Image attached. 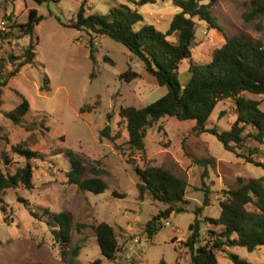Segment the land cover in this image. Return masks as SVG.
<instances>
[{
    "label": "rangeland",
    "instance_id": "rangeland-1",
    "mask_svg": "<svg viewBox=\"0 0 264 264\" xmlns=\"http://www.w3.org/2000/svg\"><path fill=\"white\" fill-rule=\"evenodd\" d=\"M83 1L62 0L47 6L34 0H0V25L11 14L14 18L12 22L7 21L8 25L27 22L31 9H36L44 18L35 30L39 43L34 65L23 68L2 89L0 160L3 153L7 154L12 159V172L24 164V159L11 152V147L18 144L42 153L44 158L32 162L35 167L33 189L26 190L22 186L10 189L0 202V264H95L98 261L101 264H159L162 259L166 264H192L191 254L183 243L189 236L194 214L192 211L173 214L169 220L162 221L157 235L149 239L147 223L166 206L153 203L148 195L140 200L135 168L164 167L186 180V199L191 203V210L203 205L201 189H209L210 206L205 208L200 219H218L223 192L234 188L238 178H263L264 169L226 151L215 136L195 132V122H179L175 118L162 119L147 128L144 153L131 151L127 145L126 125L120 118L121 109L144 108L164 96L167 88L158 85L137 56L107 37L94 38L95 62L91 60L90 39L93 36L64 26L76 20ZM139 1L90 0L86 14L106 15L113 8L128 7L143 16L137 28L153 25L165 33L178 12L172 0L137 6ZM251 2L215 0L212 11L227 36L246 35L264 45V18L245 20L252 8ZM18 35L20 31L15 29L11 42L0 43V57L5 64L0 81L15 68L10 56L15 57L16 65L24 61L31 38L16 39ZM224 43L220 32L200 22L192 46V60L197 64L209 62L213 52ZM129 69L139 74V78L131 82L122 78ZM45 76L50 80L49 92L40 91ZM178 78L185 87L190 78L189 60L180 66ZM21 96L29 101L31 111L23 119V126H15L4 113L19 106ZM247 97L260 101L264 110L263 96L247 94ZM87 105L97 108L81 114L80 110ZM235 108L232 101L220 102L208 127L229 130L237 117ZM106 126H110L115 142L100 137ZM246 145L254 146L251 142ZM65 149L82 157L83 179L99 175L107 184L105 193L83 192L68 184L71 164L65 158ZM241 151L246 152V149ZM203 159L214 160L206 177L203 176L204 168L195 164ZM257 161L264 162V156ZM46 209L52 213L71 214L70 251L79 247L78 258L71 261L70 253L64 256L45 220L31 213L40 214ZM100 223L114 227L117 234L120 252L113 263L104 259L96 242L95 227ZM208 229V225L201 224L203 237ZM229 251L253 264L264 263V246L255 251L242 247ZM217 259L218 264H233L226 253H219Z\"/></svg>",
    "mask_w": 264,
    "mask_h": 264
},
{
    "label": "trees",
    "instance_id": "trees-1",
    "mask_svg": "<svg viewBox=\"0 0 264 264\" xmlns=\"http://www.w3.org/2000/svg\"><path fill=\"white\" fill-rule=\"evenodd\" d=\"M39 5L58 4L62 0H34ZM158 0H140L137 6L154 4ZM172 0L178 12L174 15L165 33L153 25H137L143 22V16L135 9L128 7L113 8L106 15L86 14V6L90 0H84L77 13L76 20L68 26L77 31H86L91 36L90 58L94 59V38L107 37L123 45L131 54L137 56L145 65L148 74L153 76L158 85L167 88V93L152 104L137 109L122 108L121 122L128 132L127 145L131 151L144 153L147 128L165 118H175L179 122H195L194 131L200 134L208 133L221 142L226 151L242 158L246 163L254 164L264 169V162H258L264 156V110L261 102L247 97V94L264 97V45L246 35L227 36L223 27L213 14L215 0ZM251 10L245 15L246 21L264 18V0H252ZM13 15L3 21L12 22ZM44 18L36 9L28 12L27 22L20 25H8V31L0 30V43L10 41L15 29L20 35L15 37H30L31 43L24 52V61L16 65V59L11 65L15 68L8 72L0 81V107L2 106V89L15 78L23 68L33 66L36 59V47L39 43L35 38L36 27ZM200 22H205L209 28L220 32L225 43L216 49L209 62L195 63L192 60V46L196 30ZM173 40H170V38ZM34 38V41L32 39ZM185 60L190 61V78L185 87L179 82V68ZM0 57V77L4 75L5 64ZM95 74V73H94ZM127 82L139 78V74L129 69L123 76ZM42 92H49L50 80L44 77ZM20 95V94H19ZM22 102L14 110L4 113V116L15 126H23V119L31 111L29 101L21 96ZM232 101L235 104L236 120L227 131L208 127L209 119L220 102ZM96 105H87L80 110L81 114L91 113ZM109 120L111 117L109 116ZM103 139L116 141L112 136L110 126L101 131ZM119 138V137H117ZM251 142L254 146H248ZM247 147V148H246ZM246 149V152L242 151ZM13 155L24 159L25 163L18 165L12 172V159L3 153L0 160V202L10 189L20 186L26 190L33 189V161L43 160V154L30 151L23 145L11 147ZM65 158L71 164L67 174L68 184L77 186L83 192L103 194L108 189L107 184L99 175L91 179H83L84 166L82 157L71 149H65ZM204 168L203 176L208 175V168L214 166L213 159L195 161ZM139 178L137 190L140 200L148 195L155 204L166 208L153 217L146 227L149 239H153L162 228V221L169 220L173 214L192 211L194 221L189 226V236L183 246L191 254L192 264H218L217 255L226 253L233 264H253L229 251L230 248L242 247L255 251L264 246V177L261 179L238 178L234 188L223 192L224 199L220 201L221 214L218 219L202 218L206 207L210 206V191L206 187L202 206L191 210V203L186 199L188 183L169 169L146 165L135 168ZM198 190V189H196ZM35 218L45 220L51 228L54 240L66 256L70 253L71 261L78 258L80 248L70 251L73 236L72 216L68 212L43 213L31 212ZM209 226L206 236L201 234V224ZM96 242L104 259L113 263L117 260L120 246L114 227L100 223L95 227ZM95 264H101L100 261ZM159 264H166L164 259ZM264 264V263H262Z\"/></svg>",
    "mask_w": 264,
    "mask_h": 264
},
{
    "label": "built area",
    "instance_id": "built-area-1",
    "mask_svg": "<svg viewBox=\"0 0 264 264\" xmlns=\"http://www.w3.org/2000/svg\"><path fill=\"white\" fill-rule=\"evenodd\" d=\"M6 28H8V22L7 21H2V23L0 25V30L1 31H5Z\"/></svg>",
    "mask_w": 264,
    "mask_h": 264
}]
</instances>
